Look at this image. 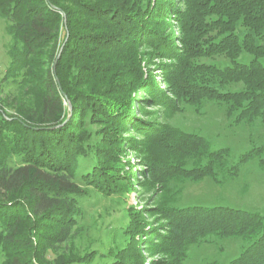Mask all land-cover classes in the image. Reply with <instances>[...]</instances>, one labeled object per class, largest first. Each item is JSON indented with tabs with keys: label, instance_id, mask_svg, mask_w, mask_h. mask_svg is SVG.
I'll list each match as a JSON object with an SVG mask.
<instances>
[{
	"label": "trees",
	"instance_id": "obj_1",
	"mask_svg": "<svg viewBox=\"0 0 264 264\" xmlns=\"http://www.w3.org/2000/svg\"><path fill=\"white\" fill-rule=\"evenodd\" d=\"M180 4L183 8L169 0H0L10 38L2 81L16 86L9 103L0 101V264H93L89 255L68 254L54 262L47 256L71 237L80 183L104 193L126 188L115 173L119 161L110 157L115 164L107 165L103 148L90 159L83 134L76 132L85 119L107 125L105 138L112 128L123 130L138 87L150 95L143 99L147 103L163 99L151 71L142 66L143 45L153 46L154 59L176 61L165 78L176 100L190 106L215 101L228 106L237 124L264 123V0ZM172 10L177 44L160 30ZM242 54L249 59L240 61ZM217 57L227 64L195 61ZM230 85L241 88L225 90ZM163 129L147 130L148 137L174 155L166 164L171 172L221 183L216 169L226 165L228 149L212 150L199 135ZM185 159L196 165L185 168ZM252 159L264 170V146L252 147L225 174L236 176ZM155 165L149 164L157 170ZM164 214L166 233L157 234L156 247L174 264L186 259L190 245L208 237L244 242L228 264H264V219L258 213L192 205ZM139 231L124 234L128 244L110 264H144Z\"/></svg>",
	"mask_w": 264,
	"mask_h": 264
},
{
	"label": "rangeland",
	"instance_id": "obj_2",
	"mask_svg": "<svg viewBox=\"0 0 264 264\" xmlns=\"http://www.w3.org/2000/svg\"><path fill=\"white\" fill-rule=\"evenodd\" d=\"M169 3L183 8L180 0H169ZM173 12L169 19H165L160 30L177 44L180 38L179 24L174 21ZM9 44L6 21L0 18V101L8 103L16 95L15 84L10 80L2 81L9 65ZM140 50L143 52L142 66L146 71H151L154 86L163 91V99L147 103L144 100H150V95L144 88L138 87L131 93L128 106L131 116L124 121L123 130L112 128L105 138L107 125L85 119L76 132L83 134V146L90 159L99 155L98 150L103 148L108 155L107 165L115 164L109 163L110 157L119 161L117 164L121 167L115 173L121 176V181L126 182V188L104 193L93 185L78 183L83 193L77 204L78 215L71 229V237L54 253L48 254L49 262L63 255L75 254L94 257L93 264H110L128 244L124 234L139 229L141 239L138 247L144 264H174L168 252L159 251V247H156L159 242L157 234L166 233L164 213L173 208L225 206L258 213L264 219V170L259 167L258 159L239 166L234 177L226 175L224 170L236 164L240 156L252 147L264 146V123L257 119L237 124L234 122L235 116L228 113V106L215 101L205 99L197 106H190L186 101L176 100L171 95V88H175L165 82L166 71L172 69L176 61L154 59L153 46L143 45ZM248 59V55L242 54L240 61ZM195 61L220 66L227 64L221 57ZM240 88L230 85L225 90ZM163 128L199 135L209 142L212 150L228 149L226 165L216 169L221 183L217 184L209 177L194 181L171 172L166 164L173 162L174 155L165 153L163 147L148 137L147 130ZM81 159L77 161L81 163ZM205 161L203 158L202 162ZM187 162L185 159V168L196 165ZM149 164H156L155 168L158 169L153 170ZM243 246L240 238L208 237L190 245L181 264H228L239 255Z\"/></svg>",
	"mask_w": 264,
	"mask_h": 264
},
{
	"label": "water",
	"instance_id": "obj_3",
	"mask_svg": "<svg viewBox=\"0 0 264 264\" xmlns=\"http://www.w3.org/2000/svg\"><path fill=\"white\" fill-rule=\"evenodd\" d=\"M61 52H62V48L60 49V51H59V53L57 55V58H56L55 62L53 63V66H52V73H53L54 76L56 75V63H57L58 59L60 58ZM55 81L58 84L59 90H61V88L59 86V82H58V80L56 78H55ZM68 109L71 110V106H70L69 103H68Z\"/></svg>",
	"mask_w": 264,
	"mask_h": 264
}]
</instances>
